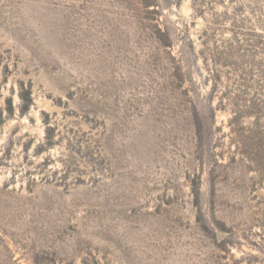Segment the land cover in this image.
<instances>
[{
    "label": "rangeland",
    "instance_id": "obj_1",
    "mask_svg": "<svg viewBox=\"0 0 264 264\" xmlns=\"http://www.w3.org/2000/svg\"><path fill=\"white\" fill-rule=\"evenodd\" d=\"M0 264H264V0H0Z\"/></svg>",
    "mask_w": 264,
    "mask_h": 264
}]
</instances>
